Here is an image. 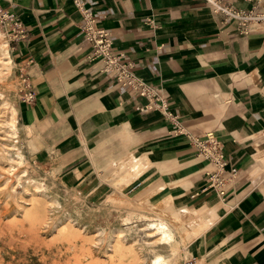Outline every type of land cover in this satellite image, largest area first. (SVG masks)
I'll return each mask as SVG.
<instances>
[{
	"label": "crops",
	"instance_id": "1",
	"mask_svg": "<svg viewBox=\"0 0 264 264\" xmlns=\"http://www.w3.org/2000/svg\"><path fill=\"white\" fill-rule=\"evenodd\" d=\"M223 1L264 10V0ZM84 3L110 32L120 61L159 91L172 116L102 71L74 0H0L25 32L12 40L10 53L36 94L21 105L20 118L39 150L60 158L61 177L82 186L95 172L85 143L125 135L127 170L134 143L140 164L159 173L141 183L153 190L161 184L158 200L169 193L188 217L187 252L195 262L264 264V28L253 24L241 33L207 0ZM209 131L239 170L225 198L205 189L211 166L186 134Z\"/></svg>",
	"mask_w": 264,
	"mask_h": 264
},
{
	"label": "rangeland",
	"instance_id": "2",
	"mask_svg": "<svg viewBox=\"0 0 264 264\" xmlns=\"http://www.w3.org/2000/svg\"><path fill=\"white\" fill-rule=\"evenodd\" d=\"M0 29V43L8 40L11 52L12 30L1 22ZM20 87L14 65L0 75V264H119L122 250L118 246L124 243L127 264H150L153 252L170 258L171 264L203 262H195L187 252L193 231L180 208L172 200L163 201L170 194L160 202L161 191L156 190L161 184L153 190L150 183H141L147 177L148 181L155 175L159 177V173L157 166L140 164L142 152L134 143L131 168L127 170L125 135L115 133L100 141L89 139L85 152L95 172L88 174L89 180L82 186L69 184L61 177L64 172L60 158L39 150L36 135L23 126ZM10 106L18 109L20 127L16 138L8 134ZM15 140L24 160L11 165L9 154ZM130 215L165 217L178 240L176 254L172 255L168 246L156 244L154 250L145 246L141 229L124 231L121 240L116 237L110 243L113 231L126 229ZM131 243L137 246L135 258L128 250Z\"/></svg>",
	"mask_w": 264,
	"mask_h": 264
},
{
	"label": "built area",
	"instance_id": "3",
	"mask_svg": "<svg viewBox=\"0 0 264 264\" xmlns=\"http://www.w3.org/2000/svg\"><path fill=\"white\" fill-rule=\"evenodd\" d=\"M83 15L82 33L84 38L92 46V59L101 63L102 71L110 74L115 80L126 87L131 88L136 94L149 98V107L157 106L162 109L166 116H172L167 100L161 96L159 91L136 75L129 64L120 61V55L114 49L110 32L97 26L92 11L85 7L84 0H74ZM214 13L221 16L223 21L236 20L241 33L251 32L253 24L264 28V10L253 5L249 10H240L227 4L223 0H207ZM0 22L3 26H9L13 36L11 40L25 35L21 30L13 13L0 6ZM20 96L24 102L32 103L36 100V94L27 74L20 75ZM174 121H176L173 118ZM197 154L207 160L211 168L206 172V190H213L216 194L225 198L228 191L238 175V167L230 165L227 160L223 143L218 136L212 132L199 135L188 134Z\"/></svg>",
	"mask_w": 264,
	"mask_h": 264
},
{
	"label": "bare ground",
	"instance_id": "4",
	"mask_svg": "<svg viewBox=\"0 0 264 264\" xmlns=\"http://www.w3.org/2000/svg\"><path fill=\"white\" fill-rule=\"evenodd\" d=\"M0 36H3V32L1 31V29H0ZM0 62H1V64H0V75H3L4 73H6L7 70L11 69L13 66L12 55L10 53V45H9L8 40H4L2 43H0ZM7 109H8V107H7ZM17 113H18L17 107L10 106V114H11L10 115V121L7 123H8V127H9L8 134L12 138H16L18 136L17 134H18V130L20 127V125L18 123ZM25 127L28 128V126H25ZM17 142H18V140L14 141V143L12 145V148H14V150L11 151V153L9 154V159L11 161V163H10L11 165L13 162L20 163L24 160V154L21 150V147H19L17 145ZM6 157H8V156H6ZM163 201H170V197L165 198V200H163ZM125 224L127 225L126 229L118 228L115 231H113V233L111 235L110 243H112L113 241H116L115 240L116 237H118L117 240H121L120 238H121L122 233L124 231H132V230L137 231V230L141 229L145 233V237H146L145 239H143L145 246L148 245L147 247H150L151 250H154V246L156 244L159 246H168V247H170V249L172 251V255L176 254L178 240L176 238V234H175V231H174L172 225L170 224V222L165 217L157 216L154 218H148L147 216H142V215L136 216V217L134 215L133 216L130 215L126 218ZM133 241L134 242L136 241L135 238H133ZM126 244L124 243V244H121L118 246L120 248V250H122V251H120L121 253H120V263L119 264H127L126 262H124V261H126L125 258H127V253H125L123 250V249H127ZM136 248H137V246H135V243H131L128 246V250L130 252V255L133 258L136 257ZM170 262H171L170 258L166 257L162 253L153 252V256H152V260H151L150 264H171Z\"/></svg>",
	"mask_w": 264,
	"mask_h": 264
}]
</instances>
